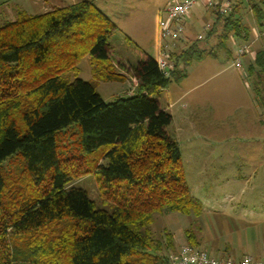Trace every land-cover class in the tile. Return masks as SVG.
Masks as SVG:
<instances>
[{"label":"trees","instance_id":"16d2710c","mask_svg":"<svg viewBox=\"0 0 264 264\" xmlns=\"http://www.w3.org/2000/svg\"><path fill=\"white\" fill-rule=\"evenodd\" d=\"M222 1L204 26L214 49L199 48L200 39L175 48L169 75L147 55L136 65L117 60L109 42L115 25L92 1L35 15L18 8L0 23V264H171L165 253L176 249L174 237L153 233L156 215L199 217L202 208L158 94L204 55H230L232 39L250 53L255 34L241 5L264 35V0H231L227 13ZM87 56L109 63L107 71L93 69L100 81L133 78L135 95L105 103L94 83L65 79ZM246 69L264 103V49ZM89 174L109 211L83 189L65 187ZM185 235L200 247L192 229Z\"/></svg>","mask_w":264,"mask_h":264},{"label":"rangeland","instance_id":"374dc122","mask_svg":"<svg viewBox=\"0 0 264 264\" xmlns=\"http://www.w3.org/2000/svg\"><path fill=\"white\" fill-rule=\"evenodd\" d=\"M63 1L71 5L84 0ZM86 1L94 2L115 25L109 42L117 60L136 65L146 55L159 57L160 12L175 0ZM244 5L239 12L255 34L250 53L239 57L238 50L246 45L238 40L234 44L232 39L227 44L230 55L215 49L216 56L204 55L201 61L192 62L184 78L173 80L158 94L162 109L173 117L169 132L179 145L191 195L202 208L199 217L177 212L156 215L153 233L159 236L166 230L174 237L176 249L165 253L168 257L189 245L185 235L189 229L199 239L198 248L216 258L261 257L264 251V103L246 69L255 52L264 49V35ZM213 10L199 3L193 7L185 20L186 31L189 26L193 31L185 32L177 49H185L196 39L206 52L214 49L216 38L204 40V26L212 25L216 17ZM109 67V63L87 56L76 74L64 78L94 83L105 103L135 95L136 85L131 81H100L92 73L94 68L104 72ZM13 170L17 172V167ZM65 187L83 189L98 209H111L93 174L73 179Z\"/></svg>","mask_w":264,"mask_h":264},{"label":"built area","instance_id":"2783aa9c","mask_svg":"<svg viewBox=\"0 0 264 264\" xmlns=\"http://www.w3.org/2000/svg\"><path fill=\"white\" fill-rule=\"evenodd\" d=\"M205 8H217L219 0H175V3L166 7L160 12L158 22L159 31V57L158 66L161 71L169 75L173 63L169 60L170 51L177 48V44L185 33V20L190 16L193 7L197 4ZM231 10L230 0H223L221 12L227 13ZM249 53V48L244 47L238 50V56ZM237 67L241 68V61L238 59ZM171 264H264V254L261 257L245 255L238 260L231 258H216L205 250L183 245L178 252L170 256Z\"/></svg>","mask_w":264,"mask_h":264},{"label":"crops","instance_id":"0c3cea01","mask_svg":"<svg viewBox=\"0 0 264 264\" xmlns=\"http://www.w3.org/2000/svg\"><path fill=\"white\" fill-rule=\"evenodd\" d=\"M72 1H74V0H72ZM84 1H86V0H84ZM75 4H77V2L71 3V5H75ZM69 5L70 4H67V2H64L63 0H4L0 4V23L4 20H13L15 18L16 9H18V8L25 11L28 14L35 15V14H41V13H34L36 10H41L42 13H45L48 11H52L53 9H55L57 7H65V6H69ZM192 31H193V27H191V26H189L187 31L185 29V32H187L189 34ZM126 81H131L130 83H133L134 85L137 86V82L131 77L127 76ZM170 108H172V105L170 106ZM172 123H173V120H172ZM263 254H264V251L262 252V255ZM228 258H230V257H228ZM236 260H238V259H236Z\"/></svg>","mask_w":264,"mask_h":264}]
</instances>
